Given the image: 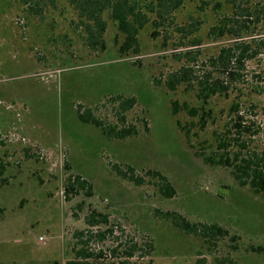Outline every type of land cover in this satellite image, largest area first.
<instances>
[{"label":"rangeland","instance_id":"374dc122","mask_svg":"<svg viewBox=\"0 0 264 264\" xmlns=\"http://www.w3.org/2000/svg\"><path fill=\"white\" fill-rule=\"evenodd\" d=\"M202 1L185 0L175 25L167 21L156 37L147 24L139 33L140 54L122 56L118 47L124 35L108 13L102 52L86 44L67 0H0V264H66L72 235L85 228L91 208L108 212L125 229L117 233L124 239L153 243L157 264H215L216 256L227 254L241 264H264V195L195 155L177 126V120L187 124L191 118L171 109L173 99L196 105L195 94L154 84L178 66L171 48L181 40L201 36L205 54L232 42L206 38L219 14L231 12L227 0ZM179 26L187 30L178 31ZM249 26L263 34L257 55L246 64L243 86L261 93L243 100L259 106L247 120L264 147V19ZM117 95L136 99L126 112V126L134 125L137 134L111 138L79 119L80 109L92 108L104 122L117 123ZM233 98L212 100L216 119L204 131H192L196 148L214 144L213 131L223 127ZM116 166L129 174L133 169L143 184L124 179ZM152 170L169 178L173 197L159 191ZM71 174L92 184L90 196L80 189L67 197L64 184ZM157 210L220 224L238 236L237 242L228 238L208 245Z\"/></svg>","mask_w":264,"mask_h":264},{"label":"trees","instance_id":"16d2710c","mask_svg":"<svg viewBox=\"0 0 264 264\" xmlns=\"http://www.w3.org/2000/svg\"><path fill=\"white\" fill-rule=\"evenodd\" d=\"M75 9L79 25L85 32L86 44L92 50L105 52L107 42L105 32L108 18L112 20L124 39L118 47L122 56L140 54L139 33L149 23L154 30L152 37L159 34V28L167 24L175 25V14L185 0H67ZM204 5L209 2L203 0ZM231 12L220 13L212 25L206 38L211 41L223 37L231 40L230 44L221 46L215 54H205L201 49L203 38L191 36L174 44L171 57L178 66L171 69L162 78H156V86H165L169 91L183 87L185 92H193L197 104L189 101L171 100L173 115L185 112L191 118L187 124L177 120V126L185 134L186 140L198 158L211 167L228 169L240 186H248L253 192L264 195V147L254 138L252 124H248L247 116L259 106L256 102L245 103L253 94L261 93L257 89L245 85L248 76L245 74L246 64L258 53L260 36L257 28L249 26L252 20L264 19V0H227ZM260 3V4H258ZM258 4V5H257ZM218 3L216 6H219ZM260 5V7H259ZM214 6V7H216ZM205 7L201 6V10ZM217 10V8H216ZM259 22V21H258ZM203 24V22H201ZM198 24L194 22L193 26ZM200 26V25H199ZM196 26V31L199 29ZM185 31L184 26L177 27ZM192 33V29H188ZM170 49V48H169ZM168 50V49H167ZM233 98L221 129L213 131L214 144L196 148L191 141L192 131H204L215 115L211 107L212 100L217 97ZM120 103L118 122H104L95 115L92 108L79 110V119L83 123L100 128L104 135L116 139H125L137 134L134 125L126 126V112L136 103L134 97L115 96ZM114 99V98H113ZM205 144V142H204ZM3 166H0L2 168ZM118 175L124 179L142 185L144 178L125 172L119 166L114 167ZM159 191L167 197H173L176 189L169 178L159 170L149 171ZM69 198L72 193L85 189L88 196L93 186L79 175H69L64 184ZM158 211V216L171 221L182 232L202 239L206 244L218 246L224 239L237 242V235L231 234L228 228L217 223L193 222L177 211ZM110 214L97 208H91L85 216V228L76 230L69 244V255L66 264H157L152 257L153 243L133 237L124 239L117 233L124 234L125 229L111 220ZM237 249V246H232ZM215 264H241L230 255L216 256Z\"/></svg>","mask_w":264,"mask_h":264}]
</instances>
